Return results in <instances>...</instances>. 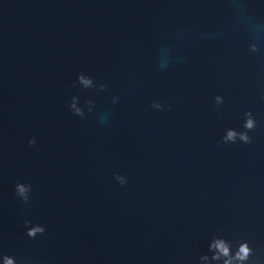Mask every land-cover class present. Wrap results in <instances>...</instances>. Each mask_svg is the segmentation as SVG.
I'll use <instances>...</instances> for the list:
<instances>
[{
    "label": "water",
    "instance_id": "water-1",
    "mask_svg": "<svg viewBox=\"0 0 264 264\" xmlns=\"http://www.w3.org/2000/svg\"><path fill=\"white\" fill-rule=\"evenodd\" d=\"M242 243L264 264V0H0V264Z\"/></svg>",
    "mask_w": 264,
    "mask_h": 264
},
{
    "label": "clouds",
    "instance_id": "clouds-1",
    "mask_svg": "<svg viewBox=\"0 0 264 264\" xmlns=\"http://www.w3.org/2000/svg\"><path fill=\"white\" fill-rule=\"evenodd\" d=\"M79 78L86 84L90 83V80L85 79L83 76H80ZM217 100H219V97H217ZM77 111H79V110H77ZM253 124H254V121L252 119H248L247 122H246V126H248V127H252ZM233 136H234V133L232 131H229L227 133V137L226 138L231 139V138H233ZM244 138L247 139V137H244ZM18 190H19V192L21 194L25 193V191H26L24 186H19ZM33 231H35V230H33ZM214 246L219 249V252L216 255H219L221 253L226 255L228 253V248L222 241H219V240L216 241L214 243ZM249 251H250V249L247 247L246 243H242L240 245L239 250L235 254L237 257L240 258V261H238V264H242L243 259L246 257V255H247V253ZM5 264H11V262L10 261H6ZM223 264H229V260H225L223 262Z\"/></svg>",
    "mask_w": 264,
    "mask_h": 264
}]
</instances>
